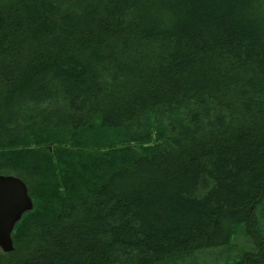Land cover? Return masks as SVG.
Masks as SVG:
<instances>
[{
  "label": "trees",
  "instance_id": "16d2710c",
  "mask_svg": "<svg viewBox=\"0 0 264 264\" xmlns=\"http://www.w3.org/2000/svg\"><path fill=\"white\" fill-rule=\"evenodd\" d=\"M0 174V264H264V0H0Z\"/></svg>",
  "mask_w": 264,
  "mask_h": 264
},
{
  "label": "water",
  "instance_id": "95a60500",
  "mask_svg": "<svg viewBox=\"0 0 264 264\" xmlns=\"http://www.w3.org/2000/svg\"><path fill=\"white\" fill-rule=\"evenodd\" d=\"M33 207L26 183L18 176L0 174V248L4 252L13 251L15 225Z\"/></svg>",
  "mask_w": 264,
  "mask_h": 264
},
{
  "label": "rangeland",
  "instance_id": "374dc122",
  "mask_svg": "<svg viewBox=\"0 0 264 264\" xmlns=\"http://www.w3.org/2000/svg\"><path fill=\"white\" fill-rule=\"evenodd\" d=\"M55 146L51 145L49 147V151L53 152V148ZM262 224L264 225V220H262ZM259 249V248H258ZM1 250V249H0ZM251 244L246 237H238L235 238L231 242V247H224L222 250H219V247H213L206 251H204L199 259V264H205L206 262H225L227 260L234 261L240 254L245 253L246 251H250Z\"/></svg>",
  "mask_w": 264,
  "mask_h": 264
},
{
  "label": "flooded vegetation",
  "instance_id": "af4514ba",
  "mask_svg": "<svg viewBox=\"0 0 264 264\" xmlns=\"http://www.w3.org/2000/svg\"><path fill=\"white\" fill-rule=\"evenodd\" d=\"M24 214H25V213H24ZM24 214H23V215H24ZM22 217H23V216H22Z\"/></svg>",
  "mask_w": 264,
  "mask_h": 264
}]
</instances>
